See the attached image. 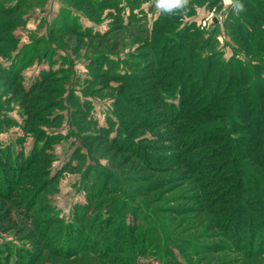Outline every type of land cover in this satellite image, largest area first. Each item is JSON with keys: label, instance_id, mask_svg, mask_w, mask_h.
Returning a JSON list of instances; mask_svg holds the SVG:
<instances>
[{"label": "rangeland", "instance_id": "rangeland-1", "mask_svg": "<svg viewBox=\"0 0 264 264\" xmlns=\"http://www.w3.org/2000/svg\"><path fill=\"white\" fill-rule=\"evenodd\" d=\"M0 0V264H264V0Z\"/></svg>", "mask_w": 264, "mask_h": 264}, {"label": "clouds", "instance_id": "clouds-1", "mask_svg": "<svg viewBox=\"0 0 264 264\" xmlns=\"http://www.w3.org/2000/svg\"><path fill=\"white\" fill-rule=\"evenodd\" d=\"M156 7L165 13H173L175 11H186L189 0H155ZM227 5L232 6L237 13L244 11V4L241 0H225Z\"/></svg>", "mask_w": 264, "mask_h": 264}]
</instances>
